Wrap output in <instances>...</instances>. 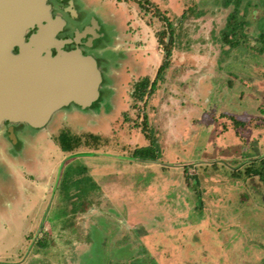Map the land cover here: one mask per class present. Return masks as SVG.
I'll return each mask as SVG.
<instances>
[{
    "label": "rangeland",
    "instance_id": "1",
    "mask_svg": "<svg viewBox=\"0 0 264 264\" xmlns=\"http://www.w3.org/2000/svg\"><path fill=\"white\" fill-rule=\"evenodd\" d=\"M67 1L97 19L89 55L102 81L89 105L42 127L12 137L0 127V264H264V188L246 174L264 157V0H150L174 44L144 107L130 92L161 61L160 16L136 0ZM60 131L100 141L64 154ZM148 133L158 159L131 158ZM82 165L95 186L82 193L68 179L61 204L64 166Z\"/></svg>",
    "mask_w": 264,
    "mask_h": 264
},
{
    "label": "water",
    "instance_id": "2",
    "mask_svg": "<svg viewBox=\"0 0 264 264\" xmlns=\"http://www.w3.org/2000/svg\"><path fill=\"white\" fill-rule=\"evenodd\" d=\"M62 24L46 0H0V125L42 127L57 109L96 99L101 71L91 55L61 49Z\"/></svg>",
    "mask_w": 264,
    "mask_h": 264
},
{
    "label": "trees",
    "instance_id": "3",
    "mask_svg": "<svg viewBox=\"0 0 264 264\" xmlns=\"http://www.w3.org/2000/svg\"><path fill=\"white\" fill-rule=\"evenodd\" d=\"M139 7L142 8L145 12H151L153 10V14L160 16L161 20L165 24L164 30H159L156 32V41L158 46L162 49V58L159 65L156 68V72L152 79L148 76H143L140 79L136 80L133 83L132 90L130 92L131 97L133 98V104H138L137 102H141L142 106L146 104V100L149 96L155 93L157 88V84L162 81L165 70L168 68L169 63L171 61L172 49L174 44V30L169 22V19L161 14L154 3L150 0H136ZM236 42L232 43L235 44ZM224 117V115H222ZM227 119L231 121L233 128H241L244 125L243 121L237 120L232 116H226ZM145 116H143L142 123L145 125ZM226 123L223 122L222 129L225 128ZM144 128V127H143ZM99 135L94 133H83V134H74L69 133L67 131H60L58 135L55 137V141L58 142V145L62 151L71 152L79 147L83 146H92L95 143L97 144L99 140ZM146 138L148 140V144L135 147L130 156L133 159L138 160H148V161H156L159 157L156 148V140L153 138L150 133L146 134ZM252 163H257L256 166L252 168L247 167L246 174L250 173L252 176H257L264 188V157L259 160H253ZM248 172V173H247ZM239 175V173H237ZM37 243L42 244V240H38Z\"/></svg>",
    "mask_w": 264,
    "mask_h": 264
},
{
    "label": "flooded vegetation",
    "instance_id": "4",
    "mask_svg": "<svg viewBox=\"0 0 264 264\" xmlns=\"http://www.w3.org/2000/svg\"><path fill=\"white\" fill-rule=\"evenodd\" d=\"M46 3L49 4L51 16H58L63 20L61 28L59 27L54 35L58 40H66L61 46V49H78L83 54H91V52L97 48L99 50L100 47L96 46L97 44L95 45V41L100 40L98 39L99 31L95 28L97 19L95 20L93 16L87 12L79 15L75 14V11L71 8L67 0H46ZM34 29L35 27L28 31L30 32ZM49 50L51 54L56 53V48L54 46H51ZM14 51H16V48H14ZM64 107L65 106L56 111ZM26 125L28 124L23 122L4 121L1 123L0 127H3L4 132L7 133V137H12V133L18 130L20 131Z\"/></svg>",
    "mask_w": 264,
    "mask_h": 264
},
{
    "label": "crops",
    "instance_id": "5",
    "mask_svg": "<svg viewBox=\"0 0 264 264\" xmlns=\"http://www.w3.org/2000/svg\"><path fill=\"white\" fill-rule=\"evenodd\" d=\"M13 139H14V137H13ZM66 153H69V152H65L64 151V154H66ZM67 168H68V166L66 168L64 166V172H63V177H62L63 179H62V182L60 183V185H62V187L61 188L58 187L56 190L53 189V192L56 193V195L59 194L58 196H60V203L61 204H64V201H67L68 194H67V190H66V186H65V183H67V181L71 180V182L73 183V185L78 188L77 190L79 192L81 191L82 193L85 192L87 190V188L91 189L92 187L95 186L93 184H88L87 185V181L89 180L88 179V176L87 175H82V173H81L82 171H84V165H82V167L75 166L73 168L72 167H69L68 169ZM70 176L73 177V179H70ZM64 198H66V200H64ZM56 200L58 201L57 197H56ZM77 202H78V205L79 206H82L83 202L84 203L85 202L87 203V201H85L84 199H82V200L80 199ZM62 206L64 208V205H62ZM59 217H61V216H59ZM62 218H64V215L62 216ZM59 219L60 218H57V220H59ZM46 220H49V219L47 218ZM59 222H60V220H59ZM35 233H37V235H34V237H32V238L36 239L37 241L40 240V239L42 240V244H39L36 241L35 242V245H37L38 247H45V245H47L46 239H49L47 237L48 235L46 233L45 234H43V233L41 234V232L39 233V231H37ZM50 236H51V238H53L56 235H54V236L53 235H50ZM26 249L29 250V248H26ZM30 249L32 250V248H30ZM81 250H83V247L81 248ZM81 250L77 249V252L73 253V257H70L71 258L70 261L76 260L78 258V256L83 252V251L81 252ZM67 252L68 253H66V254H69V251H67ZM70 256H72V254ZM39 261H40V259H39ZM76 261H77L76 264H80V262H79L78 259ZM33 263H34V260H32V264ZM26 264H28V260L26 261ZM29 264H30V262H29Z\"/></svg>",
    "mask_w": 264,
    "mask_h": 264
}]
</instances>
